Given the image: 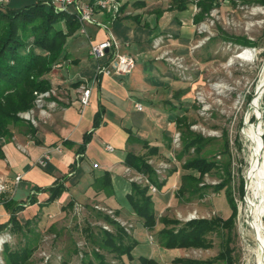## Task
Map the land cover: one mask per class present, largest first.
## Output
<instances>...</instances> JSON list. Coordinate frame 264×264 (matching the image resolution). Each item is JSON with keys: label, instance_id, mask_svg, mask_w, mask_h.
<instances>
[{"label": "crops", "instance_id": "1", "mask_svg": "<svg viewBox=\"0 0 264 264\" xmlns=\"http://www.w3.org/2000/svg\"><path fill=\"white\" fill-rule=\"evenodd\" d=\"M27 1L30 5L36 3V0H9L4 7L8 8L11 2ZM117 2L120 16L114 22H109L107 14L95 11L94 19L107 25V32L96 25H85L84 35L79 26L66 39L67 59L45 75L50 85L48 91L52 93L47 104L53 102V107H47V115L43 118L40 115L42 119L37 115L32 132L14 129L11 138L0 139V178L8 188L0 203V225L8 223L12 209L23 224L29 221L32 212L33 217L38 213L39 217L58 219L70 205L97 202L100 207L113 211L118 219H134L140 225L133 235L138 246L149 241L152 231L143 228L126 198L131 183L138 184L131 175L141 174L127 168L124 161L129 153L144 156L148 165L164 162L172 166L163 158H172L171 138L176 132L177 119L186 114L188 86L177 81L165 62L156 60L161 50L156 52L152 43L160 38L159 34L170 29L175 20L179 24L178 34L162 35L163 40L172 50L186 55L187 50L181 47L187 48L191 29L184 25L189 18L187 11L172 7L171 0ZM109 34L118 45L119 54L132 55L135 59L128 76H118L113 70L109 77L99 75L97 65L107 64V60L96 61L89 56L90 45L102 42ZM85 82L90 87L89 105L81 109L78 91ZM143 141L157 152L149 153ZM106 146H111L113 151L106 150ZM41 159L42 165L39 164ZM173 171L172 180L159 181L163 185L160 189L156 187L155 194L148 191L157 219L171 205L172 198L167 196V191L177 187L178 179V172ZM104 173L110 175L109 191L96 188V180ZM18 176L21 179L16 182ZM60 183L64 192L47 204L49 190ZM142 186H146L145 183ZM159 225L157 223L156 231L161 230ZM136 248L132 251V263L139 264V257L156 258L151 254H139L137 258L133 253Z\"/></svg>", "mask_w": 264, "mask_h": 264}, {"label": "rangeland", "instance_id": "2", "mask_svg": "<svg viewBox=\"0 0 264 264\" xmlns=\"http://www.w3.org/2000/svg\"><path fill=\"white\" fill-rule=\"evenodd\" d=\"M200 1L205 0H171L172 7L180 10V7L184 6L182 11H187L189 18L184 21V25L191 29V34L187 48L181 47L187 50L186 55H181L172 50L171 45L169 46V43L163 40L161 51L169 53L168 57L176 60H174V64L164 60L160 61L167 64L177 81L188 86L185 104L186 114L178 118L185 120V125L176 121V133L180 135L178 145H173L171 141L170 149L173 159L163 158L172 166L158 162L150 164V167L153 169L160 168L157 171L154 170L158 182L166 178L172 180L174 177L173 170L178 172L177 187H170L167 191V196L172 198L171 205L161 217L175 219L179 224H182L187 222L186 219L189 214H194L195 219H212L215 217L227 219L231 215L225 197V189L219 192H214L212 188L207 189L205 196L201 199L190 198L186 194L183 196L178 194L181 177L186 174L182 165L185 161L196 156L214 161L218 165L228 162L230 170L229 188L236 207L230 247L233 249L234 264H248L249 257L243 236L246 230L244 201L246 196L243 195L244 187H246L249 149L243 138V129L247 109L254 99L256 87L264 70V5L252 3L250 0H212L209 11L202 14L201 21L195 23V18L201 14ZM28 2H11L8 8L20 9L31 4ZM179 23L182 24V22ZM178 32L179 24L174 20L172 27L157 37L163 39V36L176 35ZM237 38L247 40L254 45L244 46L236 43L235 39ZM244 50L255 53L252 61H248L246 58H238ZM36 97L35 93V100ZM35 100L33 108L18 114V117L25 122V126H12L10 130L17 129L20 132H29L28 128L34 127L30 120L33 118L37 121V115L41 118L40 109L36 106ZM49 100L51 97L45 99L43 103L46 115L48 111L47 101ZM262 112L264 119V104L262 105ZM26 115L30 117V120H26ZM254 122H257L256 118ZM185 126L205 141L202 142L203 146L198 154L194 152V147H192L179 160L178 155L183 152L182 133ZM262 142L264 144L263 134L258 149L264 170ZM225 149L228 150V154L223 153ZM164 165L166 168H162ZM193 175L197 174L193 172ZM219 175H221V170H212L203 176L199 186L214 187L222 180ZM131 176L129 178H134V181L140 185L144 184L146 180L145 176L136 174ZM158 210L160 207L157 208V212ZM107 211L111 210L100 207L97 202H86L69 206L65 215L58 219L52 216L39 217L38 213L33 217L32 212L29 214L28 222L30 224L27 230L12 234L9 232V228L5 229V243L0 247V258L5 264V245H8L11 250H19L27 244V240L32 242L31 239L35 237L36 247L27 264H81L84 255H91L93 251L104 255L110 264H119L118 259H115L113 255L98 251L93 243L99 229L107 227L109 229L107 231L112 230L108 224L102 220H97L95 217L97 212L108 215ZM108 216L123 227L127 235L131 237L140 226L134 219L122 218L123 220H121L115 214ZM160 228L162 229L163 225L160 224L158 229ZM27 231L30 233L28 232V234ZM154 231L148 235L149 241L143 240L144 243H140L139 246L136 245L137 248L135 247L133 253L137 258L139 254L140 256L151 254L156 257L154 260L159 261L160 264H188L178 262L177 259L203 262L211 260L221 251V239L215 234L209 236L212 247L207 250H159L161 247L158 243V230L155 229ZM140 240L142 241V239ZM146 249L147 252H144ZM135 264L138 263L135 261Z\"/></svg>", "mask_w": 264, "mask_h": 264}, {"label": "trees", "instance_id": "3", "mask_svg": "<svg viewBox=\"0 0 264 264\" xmlns=\"http://www.w3.org/2000/svg\"><path fill=\"white\" fill-rule=\"evenodd\" d=\"M211 1L199 2L201 14L195 18V23L201 21L202 14L209 11ZM250 1L264 5V0ZM90 2L92 3L94 0ZM183 9L184 6H181L180 10ZM78 28L79 24L73 13L56 11L52 5H46L40 1L20 9H8L4 6L0 8V139L12 137L10 130L12 126H25V122L18 117V114L33 108L35 93L50 89L45 75L60 61L67 59L65 52L66 39L72 36ZM235 41L244 46L254 45L241 38H237ZM262 102L264 104V95ZM177 121L185 125V120L177 119ZM28 130L32 132V127H29ZM204 141L202 137L192 133L185 126L182 133L183 152L178 155V159L180 160L182 155L192 147H194V152L198 154ZM141 143L149 153L155 154L157 152L156 149L149 148L146 142ZM223 153L228 154V150L225 149ZM124 164L127 168L145 176L149 183L158 189L162 187L163 182L157 181L154 170L148 165L144 156L140 157L128 153ZM182 169L186 174L181 177L178 194L180 196L186 194L190 198L197 197L201 199L205 196L207 189L212 188L214 192L225 189V197L231 210V215L227 219L221 217L200 218L182 224L167 217L157 219L154 212V203L148 193L147 186L135 182L131 183L130 193L126 197L133 213L141 219L142 226L147 231H153L157 223L163 225V228L158 231L157 237L160 247L165 250H207L212 247V242L209 239L211 234H215L221 239V251L211 260L194 262L177 259L178 262L188 264H234L233 249L230 246L236 207L229 188V163L225 162L218 165L214 161L196 156L185 161ZM215 169L221 170V175H219L222 179L221 182L214 187L199 186L203 176ZM193 172L197 175H193ZM95 184L97 189L109 191L111 189L110 175L104 173L96 180ZM63 192L64 187L61 183L52 187L49 190V198L46 203L54 202ZM6 207L9 209V205ZM95 217L97 220H102L108 224L112 229L111 231L99 229L93 242L96 249L113 255L115 259L119 260V264H132V251L136 247L137 241L127 235L123 227L108 215L97 212ZM29 224L28 221L21 224L14 216V209H12L8 223L0 225V233L5 232L8 226L9 232L12 234L27 230ZM176 225L178 227H174ZM28 232L30 233V231ZM35 239L33 237L32 242L27 240V244L19 250H11L8 245H5V264H27L36 247ZM137 260L140 264H157L152 259L144 257H139ZM81 264L110 263L104 255L93 251L91 255H84Z\"/></svg>", "mask_w": 264, "mask_h": 264}, {"label": "built area", "instance_id": "4", "mask_svg": "<svg viewBox=\"0 0 264 264\" xmlns=\"http://www.w3.org/2000/svg\"><path fill=\"white\" fill-rule=\"evenodd\" d=\"M8 1L9 0H0V8L3 7ZM36 1H40L46 5H52L56 11L73 13L80 26V33L84 35L86 34L85 25H96L102 28L103 30H105L106 32L108 31L107 25L101 24L94 19V14L96 10H99L103 12L104 14H107L109 22H114L120 16V4L117 2V0H95L92 3L86 2L84 0H36ZM162 43H163L162 38L155 39L152 43L153 49L156 52L162 50L163 48V46H161ZM246 51L247 50H244L240 54H243ZM89 56L94 58L96 61H99L101 59L107 60V64L97 65V73L104 77L111 76L112 70H113V73H115L118 76H121V77L128 76L135 66V59L132 55L118 53V45L112 39L110 34L102 42L90 45ZM168 56H169V53L161 51L158 54V56H156V60H164L166 62H170L171 64H174L175 63L174 60L176 59L168 57ZM78 92H79V98H78L79 104H80L81 109H83L89 105V98H90L89 85L86 82L81 84L79 86ZM51 95H52L51 91H45L43 93H40L39 95L36 93L37 97H36L35 103H36V106L39 107L40 113L42 116H46L45 109H43L44 100L47 98H50ZM48 107L49 108L53 107V104H49ZM136 107L137 109L141 110V107L139 105H137ZM26 120H30V117L27 116ZM30 121L33 124H35L33 118ZM263 136H264V131H263ZM179 138H180L179 133H176V132L173 133L172 138H171L172 144L178 145ZM262 149L264 150L263 142H262ZM106 150L112 152L113 148L111 146H106ZM45 157H48V156L45 155ZM39 164L41 165L43 164L42 159L39 161ZM162 168H166V166L164 165L162 166ZM20 179L21 177L18 176L16 177L15 180L16 182H18ZM144 183L147 186L148 191L151 194H155L157 192L156 187L152 185L151 183H149L147 179L144 181ZM244 183H245V177H244ZM7 191H8V188H7L6 182L2 178H0V203L3 202ZM244 194H245V191H244ZM107 214L112 215L113 213L112 211H107ZM192 219H195V215L189 214L187 216L186 221H190ZM104 229L109 230L107 227H105ZM4 233L5 232L0 233V247H2V245L5 243ZM0 264H4L1 258H0Z\"/></svg>", "mask_w": 264, "mask_h": 264}, {"label": "bare ground", "instance_id": "5", "mask_svg": "<svg viewBox=\"0 0 264 264\" xmlns=\"http://www.w3.org/2000/svg\"><path fill=\"white\" fill-rule=\"evenodd\" d=\"M254 57L255 53L253 51H246L238 58H246L248 61H252ZM263 95L264 70L256 87L254 99L250 102L247 109L243 129V138L248 144L249 159L246 174V197H244L246 230L245 233L241 232L244 236L249 257L248 264H264V170L258 149L264 131ZM255 118L257 122H254Z\"/></svg>", "mask_w": 264, "mask_h": 264}]
</instances>
